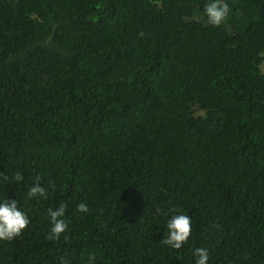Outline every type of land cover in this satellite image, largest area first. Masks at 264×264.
<instances>
[{
    "label": "trees",
    "instance_id": "trees-1",
    "mask_svg": "<svg viewBox=\"0 0 264 264\" xmlns=\"http://www.w3.org/2000/svg\"><path fill=\"white\" fill-rule=\"evenodd\" d=\"M208 2L0 0V173L25 178L0 197L31 219L0 264H194L201 246L264 264V0H227L220 26ZM37 175L48 197L26 199ZM174 206L179 250L160 243Z\"/></svg>",
    "mask_w": 264,
    "mask_h": 264
},
{
    "label": "clouds",
    "instance_id": "clouds-1",
    "mask_svg": "<svg viewBox=\"0 0 264 264\" xmlns=\"http://www.w3.org/2000/svg\"><path fill=\"white\" fill-rule=\"evenodd\" d=\"M207 23L212 26L222 25L229 16L230 6L227 0H209L204 8ZM24 175L21 171H15L12 175L0 173V187L8 182H23ZM41 177L35 176L32 182L27 186L25 193L26 199H47L48 187L41 183ZM68 205L65 202L59 203L56 207L47 209V218L49 231L47 238L49 240H58L62 234L69 228V222L65 219ZM78 213L86 214L89 212V205L86 201H81L76 205ZM31 222L28 212L22 207H18V201L15 198L0 197V241H11L19 236ZM192 217L188 215L181 207L174 206L167 214L164 224L166 235H163L160 243L170 249L179 250L188 242L192 234ZM67 239V236H65ZM194 264H208L209 250L206 247H194L192 249ZM97 257L94 253H89L85 264H96ZM59 264H70L66 257H60Z\"/></svg>",
    "mask_w": 264,
    "mask_h": 264
},
{
    "label": "rangeland",
    "instance_id": "rangeland-1",
    "mask_svg": "<svg viewBox=\"0 0 264 264\" xmlns=\"http://www.w3.org/2000/svg\"><path fill=\"white\" fill-rule=\"evenodd\" d=\"M263 55H264V53H263ZM261 69L264 72V59H263L262 64H261Z\"/></svg>",
    "mask_w": 264,
    "mask_h": 264
}]
</instances>
